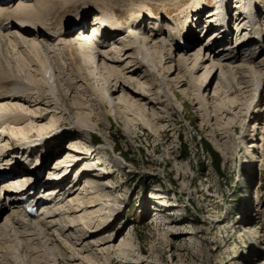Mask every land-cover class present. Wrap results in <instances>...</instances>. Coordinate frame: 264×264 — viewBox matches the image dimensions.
<instances>
[{
  "label": "bare ground",
  "instance_id": "1",
  "mask_svg": "<svg viewBox=\"0 0 264 264\" xmlns=\"http://www.w3.org/2000/svg\"><path fill=\"white\" fill-rule=\"evenodd\" d=\"M48 2L0 0V262L3 259L6 264H40L41 246L51 264H112L114 258L120 264H150L139 257L126 260V254L136 247L130 230L118 241L116 234L104 235L110 230L99 233L112 222L106 213L117 209L113 202L116 197L108 191L110 172L102 168L93 156L94 151L84 148L85 136L100 125L93 120L113 116L120 120L125 132L136 125L162 132L165 123L161 121L168 115L162 114L166 109L159 104L167 94V86L179 98L199 106L211 122L212 134L219 133L223 118L235 112L225 103L237 108L242 104L241 95L252 91L255 100L251 98L246 103L250 106L256 101L255 119L251 123L254 128L255 121L263 118L264 113V105L260 106L264 97V73L260 69L264 67V28L258 24L257 0H243L242 10L235 13L232 8L236 6L226 4L225 0L215 12L206 14L195 9L192 21L183 31L170 19L142 18L141 21L147 22L145 27L139 23L124 25L93 9L85 11L88 14L79 13L73 21L64 19L61 26H53L48 16L55 3ZM88 17L80 36L78 30L69 33L81 19ZM213 23L218 26L215 30ZM231 23L239 40L227 45ZM155 24L158 30L154 29ZM180 39L184 45L179 44ZM251 44L260 50L251 49L252 52L248 49ZM20 60L25 64L14 66L19 74L24 72V78L10 65ZM215 68L226 82L229 77L232 79L229 78L231 85H228L231 91L216 84L209 96ZM161 79L165 89L156 87L158 81L162 85ZM94 81L97 88L92 85ZM41 83L49 86L53 101L44 103L43 97L38 98L40 94L34 98L33 85L38 87ZM74 86L88 93L91 101L102 104L104 110L100 115L81 97L82 90H72ZM65 99L69 101L68 107L62 104ZM42 105H46L43 111ZM62 119L70 121L65 128L59 127ZM246 147L256 158L254 140ZM27 156L38 157L33 161L36 167H43L52 158L46 176L35 178L32 170L21 168L20 163L25 165L30 159ZM4 171L11 172L8 178L1 174ZM46 177L51 181L43 189L47 192L39 202L33 196L23 200L25 193L8 185L9 180L27 181L23 185L27 189L30 183ZM32 205L39 206L37 214L27 212ZM156 210L161 213L162 206ZM254 211L258 219L260 206ZM256 218L241 224V231L256 233L258 237ZM161 220L168 224L182 221L167 216ZM180 233L184 239H191L197 231L187 226ZM80 252L85 254L81 256Z\"/></svg>",
  "mask_w": 264,
  "mask_h": 264
},
{
  "label": "rangeland",
  "instance_id": "2",
  "mask_svg": "<svg viewBox=\"0 0 264 264\" xmlns=\"http://www.w3.org/2000/svg\"><path fill=\"white\" fill-rule=\"evenodd\" d=\"M221 1L223 0H49L48 3H55V6L48 20L52 21L53 26H61L64 19L73 21L79 13L88 14L93 9L106 19L123 22L124 25L139 23L145 27L147 22L144 21L147 19H170L179 31H183L187 28V23L192 21L195 9L203 10L206 14L215 12L220 9ZM225 1L230 6H236V9L232 8L233 13L243 8V0H236V3L235 0ZM256 4L260 10L258 24L261 23L264 27V0H257ZM142 18L145 20L141 21ZM213 24L212 30L218 28L217 24ZM234 26L233 23L230 24L232 29L230 28L226 39L227 45L235 43L239 36L234 32ZM174 38L175 36L173 40ZM248 49H255L256 52L260 50L252 44ZM262 51L264 53V49ZM20 62L21 60L17 63L13 61L10 64L17 73L16 66ZM22 63L25 64L24 61L20 64ZM260 69L264 73V67ZM159 73L161 75L162 71L159 70ZM18 76L24 78L25 74L18 73ZM229 78L226 82L215 68L209 96L216 84H223V89L225 85V89L231 91V87H228L232 79L230 81ZM9 81L11 84V78ZM14 81L18 83V80ZM46 85H33L35 88L32 90L35 94L33 97L40 94L38 98L43 97L44 103L53 101L50 88ZM92 85L97 88V81ZM156 87L165 89V85H160L159 81ZM167 87V94L159 104L166 109L161 113L168 115L161 121L165 123L162 132H155L154 128L147 129L143 125L132 126L125 132L120 120L113 116L107 120L105 117L93 120L99 121L100 125L87 133L89 138L85 136L87 145L84 148L94 151L93 156L100 161L102 168L110 172L108 179L111 186L108 191L113 198L116 197L112 200L117 209L106 213L112 222L99 233L110 230L104 235L116 234L118 241L122 234L125 235L130 230L136 253L128 252L126 260L139 257L150 264H264V113L263 118L255 121L253 128L251 123L255 119L256 101L250 104L254 112L248 109L250 106L246 101L251 98L255 100L254 93H243L242 104L237 108L225 103L226 107L229 106L235 112L223 118L219 133L212 134L211 122L199 110V106L191 104L188 99L179 98L173 88ZM74 88V92L82 90L81 97L88 100L94 112L100 115L99 112L104 110L102 104L91 101V97L81 87ZM68 103L67 99L62 100L63 106L68 107ZM210 103L214 105L213 100ZM263 105L264 97L260 106ZM42 108L43 111L46 105H42ZM238 108L240 112H237ZM47 118L48 116L46 120ZM69 124L67 119L59 121L60 128ZM250 140L256 143L257 149L252 147L256 149V158L250 154V148L247 150ZM65 141L66 139L63 145ZM204 142L214 153L205 151ZM60 155L61 153L57 154ZM51 161L50 158L49 165ZM161 206L163 211L160 213L156 209ZM258 206L261 212L257 219L254 210ZM157 212L158 215L153 214ZM4 214L5 212L1 218ZM164 216L182 221L168 224L161 220ZM255 218L258 237L256 233H246L240 228L241 224L253 222ZM187 226L197 231L191 239H184L180 233ZM253 240L255 245L252 244ZM39 248L41 251L38 254L42 255L39 257L40 264H51L49 255L45 254L41 246ZM81 254L85 253L80 252ZM1 262L6 264L3 259ZM112 264H120V261L114 258Z\"/></svg>",
  "mask_w": 264,
  "mask_h": 264
},
{
  "label": "trees",
  "instance_id": "3",
  "mask_svg": "<svg viewBox=\"0 0 264 264\" xmlns=\"http://www.w3.org/2000/svg\"><path fill=\"white\" fill-rule=\"evenodd\" d=\"M95 143H97V142H95ZM203 148L205 149V151L207 153H214V151L210 148V146L206 142H204V147Z\"/></svg>",
  "mask_w": 264,
  "mask_h": 264
}]
</instances>
